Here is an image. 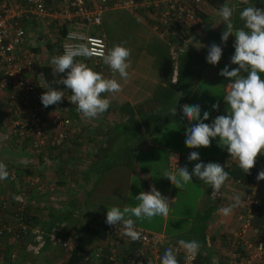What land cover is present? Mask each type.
<instances>
[{
	"label": "built area",
	"instance_id": "1",
	"mask_svg": "<svg viewBox=\"0 0 264 264\" xmlns=\"http://www.w3.org/2000/svg\"><path fill=\"white\" fill-rule=\"evenodd\" d=\"M50 1L0 0V94L3 97L0 110L6 121V133L1 139L15 137L14 140L26 143L35 153H39L43 148L62 146L69 133V119L63 113L64 103L61 101L60 104L45 108L40 100L47 86L42 76V56L39 52L46 48V44L53 43L60 37L62 27L64 33L60 37L58 56L69 46L86 44L93 54L76 59L86 63L93 70L99 69L107 76L113 71L103 68L102 58L95 54L100 50L106 52L105 37L103 34L90 32L91 25L100 24L101 12L104 9L122 8L133 14L141 13L159 36L168 34L175 38L170 42L171 50L175 52L187 41L185 33L190 29L201 4V0ZM41 19L52 27V39H43L29 32L31 21L37 25V21ZM67 71L59 75L66 78ZM64 94L70 98L72 93L67 89ZM234 164L239 167L237 160H234ZM8 178L13 181L14 173H9ZM226 184L227 182L215 196L212 195L213 189L209 185L211 202L227 199L234 203L232 197L236 193L227 194ZM257 184L251 182L247 184L249 191L239 192L245 196H242L243 203L236 208L235 227L232 232L221 231L224 236L220 247L222 255H214L213 264L214 258L215 263L219 258L225 264H264V247H261L264 245V239L260 231L252 225L256 215L253 205L259 201ZM2 205L7 208L9 203L3 200ZM10 213L6 215L5 220L0 218V238L8 233L14 243L20 245L25 242V249L30 252L38 251L46 241L64 253L73 249L74 235L68 233L63 237L66 230L64 224L54 225L44 232L43 229L26 224L20 204ZM136 229L141 231V239L133 242L122 234L121 224L109 226L105 222V237L97 239L85 248L79 264H160V258L163 256L161 252L168 248L176 252L178 264H195V258L190 259L178 242L162 233L147 231L137 226ZM13 257L12 253L10 259Z\"/></svg>",
	"mask_w": 264,
	"mask_h": 264
},
{
	"label": "crops",
	"instance_id": "2",
	"mask_svg": "<svg viewBox=\"0 0 264 264\" xmlns=\"http://www.w3.org/2000/svg\"><path fill=\"white\" fill-rule=\"evenodd\" d=\"M223 5L233 8V16L231 19L234 24L235 31L236 29L244 27V22L240 19V12L250 5L255 6L257 9H264V0H201L199 8L200 16L194 17L190 27L191 32L186 36L188 37L187 41L182 43V45L179 46V49H177L175 52L171 50L170 40L167 39L170 35L167 37L159 36L162 38L160 41L163 43H160V41H153V43L156 45L154 47V53L161 56L159 65L161 66L162 63H164L166 66L167 64L169 65L167 68L168 72L165 70V73L163 72L160 74L159 79L157 80V89L154 92H151L148 88H144V86L143 89H141L139 85L138 88L135 85H132L131 89L128 88L124 90L125 81L121 80L120 84L122 90L120 92L112 93L111 95L110 93L102 94L104 97L110 99V107L102 115L96 117L94 121H91L94 123V128L93 126H84L79 129L80 136L77 137L76 143H74V137L68 135L62 146L58 148H51V151H49L48 148H43L41 153H35L24 142H19L16 139L15 142H12L11 138L2 140L1 138H3L6 133V126L4 125L6 121L2 116V111L0 110V163L5 164L7 168H12L13 170H8L9 173L13 172L16 175L13 181H10L9 178L0 180V201H10V206H8L10 209V207L13 205L17 206L15 203V200L17 199H15V197L19 196L24 198L23 204L25 205L27 214L36 219L40 226L46 225L44 224L45 219L46 223L49 224V222H47V217L49 216L47 214L49 213L67 217L65 221L63 220L61 222L65 225L66 229L69 227L71 228L73 223L75 227L79 226L80 224L93 225L98 218L106 219L105 212L107 211V208L100 203L93 205L85 196L87 191L96 182V177L99 172L97 168L101 166L108 167L117 163L124 164L128 166L129 169L130 167L136 166L135 162L137 157L134 156V152L132 150H126L129 153L128 159L132 160L131 163L123 161H126L127 157L122 159L118 156L121 150V154H127L124 149L119 148L118 141L121 140L117 138L116 134L117 129L120 128L118 125H123V119L127 120L128 123H130L128 128V131L130 130L128 133L129 135L138 134L139 136H148V134L155 132V130L157 133H160L162 127L158 126V123L159 120L164 119L165 116L164 111H162V104L170 103L171 107L173 104L174 106L175 104L176 106H182L189 101V97L196 87L195 82L200 78V75H198V69L200 68L201 64L203 66L209 65V63L206 61L208 54L207 43L203 42V40H211L213 43L218 45V43H221L220 40L223 31L226 30V26L224 28L223 23L216 25V22L219 19L217 13ZM134 15L144 19L139 12ZM234 43L235 37L230 35L227 41V50H222V57L217 63L219 67L220 65L224 64V61H227L226 59L231 60V55H233L235 51L233 47ZM144 54L139 53V55L142 57L145 56ZM193 58H198L194 65L192 62H190ZM148 60L150 59L148 58ZM191 66L194 68L192 77L189 75L192 68ZM233 66L234 68L238 67L237 65ZM242 74L245 76L247 75L246 73ZM102 75L105 78L109 77V75ZM260 76L261 79H264V73H261ZM229 83L230 81L228 80L224 86V95L227 93ZM138 90L139 93L142 92L141 96H139V93L137 95ZM177 94L180 95L178 96ZM224 95H222L218 100V108L211 110L212 115L217 114L221 110L220 104L224 100ZM2 101L3 97L0 94V106ZM116 101L120 103L118 106L114 105ZM130 119L132 121H129ZM85 120L88 121L87 119ZM88 122H90V120ZM135 122H137V126L135 125ZM69 134H72V132H69ZM139 139L141 142H143L142 138ZM146 146L149 148L143 150L138 148V150L143 151L145 156L150 159L153 152L150 151V148L153 146V144L147 140ZM76 147H78L79 152H75ZM189 150L190 149L187 148L182 152L183 157L187 158L189 156ZM58 151L61 152L58 154ZM222 153L223 155L220 157L218 162L216 157L211 158L207 156H200V160L197 161V163L203 162L207 164L209 162H215L224 167L227 164L234 162L235 159L230 157L225 147ZM54 155H62L59 156V158H64L62 161V164H64L62 166L57 165V160L59 159L53 158L56 157ZM174 155L177 157V162L175 161L173 155H168L166 157L167 161H171L173 164H179L180 155L176 153H174ZM51 159H55L56 164L49 165V162H52ZM15 168L16 172H14ZM26 169L30 170L32 175H30ZM142 171L147 182L150 184L151 189L154 187L153 183L156 181L147 175L148 170ZM130 172L132 176H130L129 179L130 182H132L133 176H135L136 179L137 176L131 171V169ZM50 180L54 182H63V197L59 203L67 208L68 211L63 209L53 210L55 207L52 203L50 206L54 208L51 207V209L47 204L42 206L40 209L37 207V205H43L44 200L42 199L46 196L47 192L50 193L51 191L50 188L45 190V186L50 184ZM198 182L201 193L199 197H196L195 202H197V208L198 205H204V208L202 207V209H206L208 202H205L208 200V198L204 200L202 204L203 190L202 186L200 185L201 181L199 179ZM262 182L258 183L256 186V191L257 194L259 193L258 196L260 198H264L262 197L264 194V181L262 180ZM73 184L74 187H71ZM240 191L241 188L235 184L227 182L225 188V192L227 194H238ZM80 195L83 196L82 202L78 201L77 199ZM166 196L167 195L164 197L170 204L176 202L177 200L174 196ZM220 202H224L225 204L230 203V201H227V199H224ZM55 204L57 205L58 203ZM89 206H96L97 208H101V210L96 211ZM123 208L124 207H122V209ZM8 212L9 211H7V213ZM6 215V211H1L0 209V218H2L1 220H5ZM50 218L53 219L52 216ZM212 223L214 224V227ZM212 223L209 224L208 229L210 234L213 233L218 235L222 230H225L224 226H218L217 223ZM232 227L234 228L235 224H233ZM41 228L42 227L39 229L41 230ZM48 229H50V227ZM195 232L196 231L191 232L189 230L187 233L189 234V239L194 238V235H196ZM170 239L174 241V239ZM22 244L24 245V243ZM6 245L10 246L9 260L4 261L2 255L4 254V248ZM54 248L57 247L48 244L46 241L42 247L38 249V251L30 252L25 248L23 249L20 247V245L14 243L11 236L7 233L0 238V264H57L64 258H58L56 253L52 252V249ZM12 253L14 254V257L10 259V255Z\"/></svg>",
	"mask_w": 264,
	"mask_h": 264
},
{
	"label": "clouds",
	"instance_id": "3",
	"mask_svg": "<svg viewBox=\"0 0 264 264\" xmlns=\"http://www.w3.org/2000/svg\"><path fill=\"white\" fill-rule=\"evenodd\" d=\"M217 15L219 19L216 25L223 23L224 28L226 26L221 42H226L230 35L235 37L233 45L235 51L230 63L238 67L230 71L229 67L225 66L219 73L230 81L227 93L223 97L228 109L226 114L217 116L211 124H207L204 123L209 119L207 111L201 118L199 105H182L180 110L183 118L189 122L196 121L195 125L187 128L185 132V145L190 149L207 148L212 139L219 137V145L226 147L230 157L237 160L239 167L247 174L254 167L257 157L264 154V79L260 76L264 73V9H257L253 5L244 8L240 12L244 27L235 31L231 19L233 8L223 5ZM92 54V50L86 44L80 43L69 46L62 55L51 59L55 73H65V70H68L66 78L56 82L71 91L70 101L76 105L77 112L85 119H95L108 110L111 101L102 94L118 93L122 90L116 79L105 78L86 63L76 59L81 56L90 57ZM95 54L102 58L103 63L113 72L127 80L129 75L127 69L130 66L128 48L117 44L106 52L100 50ZM221 57L222 48L215 43L211 44L208 47L207 63L215 66ZM63 97V91L49 86L40 100L47 108L60 103ZM216 108L218 105H213V109ZM170 114L176 116V104L170 109ZM173 157L177 162V157L175 155ZM199 160L198 152H191L188 156L189 162ZM8 175L7 166L0 163V180L7 179ZM165 177L178 189L196 177L210 185L213 189L212 195L215 196L229 179V173L219 163L199 162L195 164L191 173L186 166H177L175 173L166 172ZM257 180H264V170L258 173ZM242 196L245 194H235L232 197L234 203L221 209L224 216L231 215L233 209L243 203ZM15 199L20 201L23 198L18 196ZM134 199L138 201L135 206H125L122 210L119 207L108 209L105 222L109 226L121 224L122 234L136 242L141 239V231L136 229V221L132 217L151 223L157 216L167 217L170 204L154 187L149 192H140ZM178 244L190 259H194L202 247L196 240L181 239ZM160 264H178L176 252L172 248L166 249L160 258Z\"/></svg>",
	"mask_w": 264,
	"mask_h": 264
},
{
	"label": "rangeland",
	"instance_id": "4",
	"mask_svg": "<svg viewBox=\"0 0 264 264\" xmlns=\"http://www.w3.org/2000/svg\"><path fill=\"white\" fill-rule=\"evenodd\" d=\"M48 2L51 1L48 0ZM29 28V32H33L40 38H53V31L51 29L52 27L42 19L39 20V22L37 21L36 26L34 23H30ZM150 28V25L144 19H142V17H137L133 13H130L129 11L122 8L104 9L101 12L100 24L97 26H90L91 33H99L104 35L107 50L111 49L114 45L117 44H120L126 48H128L129 46L128 49L130 50V56L128 58V62L130 66L127 69L129 74L127 80L122 79L119 74L115 72H112V74H110L108 77L116 79L119 83H121V80L125 81L124 90L128 88L131 89L132 85H135L138 88L139 85L141 89H143L144 86V88H148L149 91L154 92L157 89L156 85L160 74H162L163 72L165 73V70L166 72H168L167 68L169 65L167 64L166 66L164 63H162L160 66L159 62L161 56L154 53V47L156 45L153 43V41L159 42L160 40H162V38L159 37V35ZM227 41L222 43L220 40L221 43H218V46H220L222 50H227ZM203 42L207 43V50L208 47L213 44L211 40H203ZM160 43L163 42L160 41ZM46 50L47 49L44 48L41 49L42 53L41 51L39 52L42 56L40 61L42 63L44 62L51 64V55L48 51L46 52ZM139 53H146L144 55L147 56L150 60H148V58L145 56H140ZM197 59L198 58H193L190 62H192V64L194 65ZM226 60L227 61H224V64L220 65V67L217 64L215 66L211 64L203 66L201 64L200 68L198 69V75H200V78L195 82L196 87L189 97V101L186 103L187 105H199L201 109V118L203 117V113L207 111L209 113V119L207 121H204V123L207 124H211L217 116L224 115L228 109L227 104H225L223 100V102L220 104L221 110L217 114H211L213 105H217L219 98L224 95V86L228 81V79H226L225 77L220 76L219 73L225 68V66H228L230 71L234 68V66L230 63V60ZM103 68L108 69L109 66L103 63ZM192 72H194L193 67L191 68V71L189 73L191 77L193 76ZM138 93L139 90L137 91V95ZM141 93L142 92L139 93V96H141ZM111 94L112 93H110V95ZM61 101L64 103L63 113L67 116V104H69V102L71 103L70 98L64 94V97ZM119 104L120 103L118 101L114 103L115 106H118ZM72 105L74 106L73 110L76 113V116L75 118H73L71 124L73 129L75 131L77 130L76 132H78L79 129L84 126H93L94 128V123H92L91 121H94L95 119H87L88 121L90 120V122L86 121L85 118H83L82 115L77 112L76 105ZM174 107V104L172 105V107L170 106V103L162 104V111H164L165 116L164 119L159 120L158 123V126L162 127L160 133H157L155 130V132L148 134V136H139L138 134L129 135L128 133L130 132V130L128 131V128L130 123H128L127 120L123 119V125H118V127L120 128L117 129L116 134L117 138L121 140L118 141L119 148L124 149L125 151L127 149L132 150L134 152V156L137 157V160L135 162L136 167L140 168V171L148 170L147 175L156 181L153 183L154 188L158 190L162 194V196H174L177 199L176 202H173L171 204L169 203L170 212L167 217L157 216L151 223L146 220H138L135 217H132L136 221V226L147 231L157 233L160 232L174 240L183 239L185 241H190L188 237L189 234L187 233L189 232V230L191 232H194L197 229L196 227L198 225V219L201 214H203L201 213L203 210L202 207L204 208V205H198L197 208V202H195L196 197H199L201 193L198 178L193 177L189 183L184 184L182 188L178 189L168 179H166L165 173H175L177 171V166H186L191 173L192 169L197 163V161L189 162L188 157L185 158L182 154V152L188 148L185 145V132L187 128L194 126L196 121L189 122L187 119L183 118L182 112L180 110L181 106H176V116H172L170 114V109ZM139 138H142L143 142H141ZM11 140L12 142H15L14 138H11ZM147 140H149L153 144V146L150 148V151H153L150 159L145 156V153L143 151L138 150V148L140 150L149 148L146 146ZM48 149L49 151H51V148ZM223 149L224 147L219 145V137H217L211 140V144L209 147L190 149L189 153L198 152L199 156L201 157H216V160L218 162V160H220V157L223 155ZM60 152L61 151H58V154ZM75 152H79L78 147H76ZM39 153H41V151ZM121 153L122 150L118 155L119 158L121 157L122 159H125L127 157L126 161H123L131 163L132 160L128 159L129 153ZM174 153L180 155L179 164H173V162H169L166 159L168 155H174ZM54 156L56 157L53 158L59 159L57 160V165L62 166L64 164H62L64 158H59V156L62 155ZM51 161L53 163L49 162V165L56 164L55 159H51ZM97 170L99 172L96 177V182L87 191V194L85 196L90 203H92L93 205H96V203L103 204L107 208V211L111 207L117 206L122 210V207H125V205L135 206L138 203V201H136L134 198L140 194L141 186L140 184H138V180L135 178V176H133L132 178L133 181L130 182L129 177L132 176V174L128 166L117 163L108 167L101 166L97 168ZM200 185L202 186V190L205 191L208 184L201 181ZM45 187V190L50 188L51 191L50 193L47 192L46 196L42 199L44 200L43 205H37V207L40 209L42 206H45V204L50 206L52 203L55 207V209L53 210L63 209L65 211H68L67 208L59 203L61 201V198L63 197V182H54L50 180V184H47ZM71 187H74V184L71 185ZM262 197H264V194L262 195ZM82 198L83 196L80 195L77 199L78 201L82 202ZM207 202L208 206L206 207L207 209H205V211L208 212V227L210 223L214 222L217 223L218 226H224L225 232H232V226L233 224H235L234 216L236 208L233 209L231 215L229 216H224L221 212V209L228 207L233 203L230 202L225 204L224 202H217L215 204L212 203L209 198L205 203ZM55 203L58 204L56 205ZM89 207L96 211L101 210V208H97L96 206ZM6 209H8L6 210V214H8L11 209H9V207H7ZM7 211L9 212L7 213ZM107 211L105 213H107ZM52 252L56 253V256H58V258H60V254H62L59 248L52 249Z\"/></svg>",
	"mask_w": 264,
	"mask_h": 264
},
{
	"label": "trees",
	"instance_id": "5",
	"mask_svg": "<svg viewBox=\"0 0 264 264\" xmlns=\"http://www.w3.org/2000/svg\"><path fill=\"white\" fill-rule=\"evenodd\" d=\"M47 1L48 0H45V2H47ZM199 14H200V12L198 9L195 16L198 17V16H200ZM190 32H191V28L186 31L185 36H187ZM63 33H64V27H62L60 29V32H59L60 37L63 35ZM167 36H169V35L166 34L164 37H167ZM60 37L57 38L52 44L51 43L46 44V49L48 50L49 54L51 55V59L54 56H58V48L60 46V41H61ZM167 39H169L170 42L175 40V38L173 36H169ZM35 50H37V49H35ZM41 71H42L43 80H44L45 85L47 86V89L50 86L52 88H55L57 90H61L63 92L65 90H67V88H65L64 85L56 82V81L62 79V77L59 75V73H55V68L53 65L43 62L41 65ZM94 71L103 74L97 68H95ZM73 107L74 106L72 105V103L69 102V104H67V111L66 112H68L67 117L69 119V124L67 126L69 127V132H72V134L68 133L67 137H68V135L75 137L73 139H74V143H76V139H77V137L80 136V134H79V131L76 132L77 130L75 131L71 125L73 118H75V116H76V113L74 112ZM129 121H131V119ZM136 124H137V122H135V125ZM224 167H225V171L229 173V179L226 182L235 184L236 186L241 188V191H249V189H247V184H249L251 182H257V183L262 182V180H257V175L260 171L264 170V154L262 156L257 157V160H256L254 167L252 169H250L247 174L244 173V171L240 167H237L234 164V162L229 163L228 165H226ZM130 169L137 176V179H138L139 184L141 186V190L143 192H149L150 184L147 182L143 171H140L141 169L136 167V166L130 167ZM8 170L10 171L13 169L8 167L7 171ZM26 170L28 173H30V175H32L30 170H28V169H26ZM9 171H8V173H9ZM14 172H16V168H15ZM258 195H259V193L257 194L259 201L257 204L253 205V209L256 211V215L253 217L252 225L260 231V233L262 234V238L264 239V198H260ZM207 198H209V186L208 185L206 187V190L205 191L203 190L202 203ZM2 202H3V200H2ZM2 202L0 203L1 211L8 210V209H6V207H2L3 206ZM217 202H220V201L214 200L212 203L216 204ZM8 203H9L8 206H10V201ZM15 203L17 205L20 204V206H22L23 216H24L23 220L26 222V224L33 225L37 228L42 227L41 229H43L44 232L48 231L49 227H52L54 225H58L63 220L65 221L67 219V217H63L62 215H57V214L53 215V214H50L48 212L49 214H47V215H49L48 216L49 218L47 217V222H49V224L51 226L46 223V219L44 222V224H46V225L40 226L36 219L32 218L30 215L27 214V211L25 210V205L23 204L24 198L20 201L15 200ZM49 207L51 209L52 206H49ZM14 208H15V205L10 207L11 210ZM201 213H203V214H201V216L198 219V225L196 227L197 229L195 230L196 235H194L193 239L190 238V241L196 240L202 246L200 249V252L195 257V264H213L212 256H214V255L215 256H221L222 255V254H220L221 253L220 247L223 244L224 236L221 234V232L218 235L213 234V233L210 234L208 232L209 227H208V222H207V218H208L207 213L208 212L205 211V209H203ZM10 214H12V213H10ZM51 216L53 217V219L50 218ZM105 221H106V219H104V218H98V219H96V221L93 225L80 224L79 226L75 227L74 223H73L71 228L70 227L67 228L65 230V232L63 233V235H64L63 237H66L68 235V233H70L71 235H74V246H73V249L69 253H63V251L59 248L61 250V253H63L62 255H60V258L61 259L64 258V259L57 264H79L82 261V254H83L85 248L87 246H89L90 244H92L97 239H103L105 237V233H104ZM174 241L178 242L179 240H174ZM24 244H25V242H24ZM9 247H10L9 245H6L4 248V254L2 255V258L4 259V261L9 260V250H10ZM20 247H22L23 249L25 248V246L22 243H20ZM164 252H165V250H163L161 253L164 254ZM215 264H225V262L222 259L218 258V260L216 261Z\"/></svg>",
	"mask_w": 264,
	"mask_h": 264
}]
</instances>
